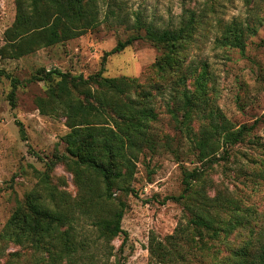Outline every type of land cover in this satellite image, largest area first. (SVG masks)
Wrapping results in <instances>:
<instances>
[{"label": "rangeland", "instance_id": "obj_1", "mask_svg": "<svg viewBox=\"0 0 264 264\" xmlns=\"http://www.w3.org/2000/svg\"><path fill=\"white\" fill-rule=\"evenodd\" d=\"M87 10L91 23L75 29L80 34L77 37L21 58H11L6 51L0 56V70L19 81L13 104L11 80L0 79V233L18 203L41 183L45 173L52 185L72 198L79 192L69 170L70 157L64 142L72 129L66 117L43 115L37 105L39 98L47 97L49 85L40 80L44 71L58 69L89 77L100 71L105 54L119 42L145 36L149 26L156 30L177 29L185 12L191 11L202 25L186 53L187 64L197 70L188 89L195 91L194 81L206 65L210 106L220 109L236 129L253 128L241 144L230 148L228 155L204 174L210 197L222 194L238 198L254 210L252 225L223 236L221 241L191 228L190 241L181 242L188 255L187 261L180 264L225 260L231 250L250 238L251 228L258 231L264 222V0H96ZM16 16L17 0H0L1 50H5L6 32ZM234 23L253 29L244 50L219 42L224 28ZM161 55L162 51L150 41L139 39L108 57L105 65V77L138 79L154 96L151 106L158 119L151 122V132L157 147L145 149L135 162L131 187L137 195L119 191L115 195L116 204L120 200L127 204L122 226L128 241L120 236L107 244L99 239L92 221L82 220L78 225L80 240L97 264H162L151 257V237L169 245L167 239L188 222L182 204L172 198L184 190V172L200 168L201 164L171 115L174 104L170 90H157L171 85L153 67ZM200 124L195 115L196 132ZM1 248L0 264L38 262L30 248L15 244Z\"/></svg>", "mask_w": 264, "mask_h": 264}, {"label": "trees", "instance_id": "obj_2", "mask_svg": "<svg viewBox=\"0 0 264 264\" xmlns=\"http://www.w3.org/2000/svg\"><path fill=\"white\" fill-rule=\"evenodd\" d=\"M92 1L96 0H17L16 20L6 32L7 45L5 50L0 49V56L6 51L11 58H21L77 37L80 34L74 30L91 23L87 6ZM200 25L196 13L186 11L177 29L156 30L149 26L145 36L121 41L106 53L100 71L89 77L58 69L44 71L40 80L49 85L47 97L39 98L37 105L43 115L66 117L72 129L64 142L70 157L69 170L79 192L72 198L52 185L45 173L40 177L41 183L18 203L1 231L0 251L2 245L15 244L34 250L38 262L33 264H97L80 240L78 225L82 220L92 221L99 239L107 244L120 236H124V242L128 241V233L122 226L127 204L123 200L116 204L115 195L117 191L137 195L131 187L135 162L145 149H156L151 122L158 117L151 106L154 96L138 79L109 78L104 73L108 57L139 39L150 41L162 51L153 67L171 85L159 86L157 90H170L174 104L171 115L201 164L200 168L184 172V190L179 197L172 198L182 204L187 225L167 239L169 245L152 236V259L162 264L186 262L188 254L181 242L190 241L191 228L195 233H206L221 241L223 236L229 237L252 225L255 212L241 199L222 194L212 198L207 193L205 171L213 169L230 148L241 144L253 128L236 129L220 109L210 106L206 65L194 81L195 91L188 89L197 70L187 64L186 53ZM252 32L251 27L230 24L224 28L219 42L244 50L247 35ZM2 78L11 80L10 100L14 104L19 81L5 70H0ZM195 115L201 122L197 132ZM45 255L47 258H42ZM213 264H264V222L258 231L251 228L250 238L231 250L228 258Z\"/></svg>", "mask_w": 264, "mask_h": 264}]
</instances>
